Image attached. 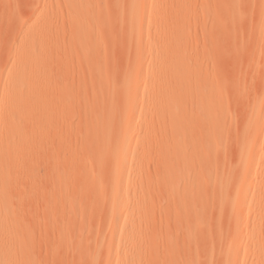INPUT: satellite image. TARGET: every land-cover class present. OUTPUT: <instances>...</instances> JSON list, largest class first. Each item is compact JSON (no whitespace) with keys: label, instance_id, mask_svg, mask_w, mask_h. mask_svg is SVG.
Here are the masks:
<instances>
[{"label":"rangeland","instance_id":"rangeland-1","mask_svg":"<svg viewBox=\"0 0 264 264\" xmlns=\"http://www.w3.org/2000/svg\"><path fill=\"white\" fill-rule=\"evenodd\" d=\"M36 9L43 11L45 28H41L42 20H33ZM98 13L101 18L95 26L94 14ZM80 19L89 23L82 35L72 32V25ZM30 20L27 36L42 41L46 52L45 60H38L33 72L46 95L40 92L27 113L13 112L14 118L25 124L21 129L27 127L29 146L21 152L10 151L14 157L0 159L5 175L1 172L0 181L10 191L11 206L18 217L13 231L23 240L8 247L4 236L9 232L0 230V245L10 253L14 249L12 254L5 250L3 258L11 264H121L123 257H119L131 247L134 255L129 256L128 264H222L224 245L233 238L232 207L223 205L219 212L210 191L205 192V225L193 234L191 249L184 243L187 222L174 217L169 191L160 186L161 160L167 151L162 150L159 135L169 138L171 132L167 126H160L163 112H158L155 105L162 86L168 87V83L158 78L159 66L149 60L155 57L159 62L167 47L177 48L185 70L215 74L220 85V113L228 120L221 132L223 141L214 158L215 168L221 170V176H232L226 190L230 197L240 175V166L235 164L237 138L245 121L255 116L260 102L264 112V0H0V100L5 82L14 73L10 64L26 30L24 25ZM34 50L38 54L39 44ZM83 50H88L87 58ZM135 72L140 79L138 89L132 92ZM57 95L60 101L54 106L51 100ZM1 117L2 143L9 131L2 130ZM263 141L261 138L258 143ZM119 151L123 155L118 158ZM132 160L139 163L138 168L130 166ZM193 168L188 166L184 171ZM121 170L122 177L128 174L132 180L125 190L118 189L129 201L127 206H120L122 210L135 208L138 199L133 195L140 187H147L148 195L144 196L150 201L142 206L145 211L140 213L148 214L143 217L146 220L140 214L143 220L130 245L121 229L122 218H113L119 216L118 206L110 201ZM147 191L143 188L144 193ZM250 206H257V202ZM257 220L259 235L264 237V213ZM262 237L249 258L256 256L263 261ZM245 243L248 246L249 242Z\"/></svg>","mask_w":264,"mask_h":264},{"label":"bare ground","instance_id":"bare-ground-1","mask_svg":"<svg viewBox=\"0 0 264 264\" xmlns=\"http://www.w3.org/2000/svg\"><path fill=\"white\" fill-rule=\"evenodd\" d=\"M41 9L39 10L36 9L35 14L33 16V20H42V21L44 20L45 21V17ZM99 14L101 13L94 14L95 26L98 25L99 19L101 18L99 17ZM44 21L41 25V28L46 27V22ZM29 23H31V20L30 22L28 21V23L26 22L24 25L26 26V30L24 33H22V37H21L22 39L19 42V48L14 55L12 64H10V69L12 73L13 72L14 73L13 75L11 74V76L5 82L6 84H4V88L2 91V99L0 100V105H1L0 108L1 107L3 108L2 113H0L2 114V117H1V120H2L1 123L3 125V126L1 125L3 127L2 130L7 129L9 131V133L7 134L8 137L6 136V139H5L6 141L2 140V143L0 142V159L4 158L5 155L7 157L8 156L10 157V155L12 156V154H10V151L11 153L13 151L17 153V150L21 152L24 147L29 146V144L28 146L26 144L27 141L29 142L30 140L29 134L25 133V131L28 132L27 127H25L26 128L25 131L24 129H21L23 128L25 124H22L23 122L20 120V118H14L13 112L15 113V110L17 112H22V110L24 112L26 110V113H27L28 106L30 108L31 104L36 103V100L38 101L39 99L38 96L40 97L41 95L40 92H43V90L40 88V85L42 86L40 82L41 80L39 81L38 78H36L35 73L33 74V72L35 70V65L39 63L38 60L40 61V59L42 60V58L45 60L44 57L46 56V52L44 49V43H42L41 40H39L41 42L38 43L36 42L35 39L28 38L27 33L30 29ZM88 24L89 23L87 20L80 19L74 22V24L72 25V30H73L72 32L78 35L85 34L89 28ZM36 44H39L40 46V51L38 52V54H36L34 50V46ZM83 51H84L83 55H85V58H87L88 50H83ZM165 51L166 52L164 53L163 57L159 59V62H158V59H156L155 57L150 58L149 60L150 64L155 65V62H156L157 65L159 66V70L156 73L158 78L159 79L165 78V81L167 80V83H168V87L162 86L160 90L161 98L158 97V99L156 100V105H155V109L158 112H161V113L163 112L162 113L163 116L161 117L160 126L162 125L167 126L171 132L169 134V138H166L165 136H161L160 138V135H159L160 146L163 151H167V153H164V157H162V160H161L162 168H161L160 186L161 188H164L163 191L165 189H167V193L169 191V197H168L169 201L168 202L171 204V207H172L171 210H173L174 217L178 220L180 218L183 221L187 222L188 230L186 232L187 233V236L185 237L186 240H184L185 246L189 247V245L193 243L192 236L194 233H196L197 230L199 229L203 230L201 225L205 223V221L202 223L203 218H204L203 206L205 202L202 196L205 195V192L206 194L207 192L209 194V191H210L211 199L213 197L212 200H215V203H216L215 205L217 206L216 209H218L219 212L223 205L224 206L229 205V207L231 206L232 211H233V223H232L233 224L232 229L234 230L232 232L233 238L230 242L224 245L226 246L225 248L223 247L225 249V258L223 260V254H222L223 263L222 262L221 263L222 264H263L264 255H263V261H261L256 256L250 257V258L248 257L249 255L252 256L251 254L254 253V251L258 249L257 243L261 240L260 238L262 237L259 235L261 232H258L259 227L257 224V221H258L257 218L259 215H262V213H264V167H262L264 166V151H262V148L264 147V141L260 144L258 143L259 139L264 138L263 104L262 102H260L259 105L257 106V112L255 116L245 121L246 123L244 124L245 125L244 128H242L243 130H242L241 136L237 138L239 141L238 142L239 148H237L239 149L238 151L239 154H238V163H235V164L236 165L238 164L240 166V175H239L238 181L236 180L237 183L233 185L234 186L233 191L231 193V196L229 197L230 194H228L226 190L228 189V186L232 183V179H231L232 176H230V174L228 173L227 174L224 173V175L221 176V173H220L221 170L220 172L216 171V168H215L216 165H215V159H214L216 158L217 151L220 150L221 140L223 141V138H222L223 129L225 128L224 126L227 125L226 122L228 121L227 119L224 120L225 118L222 117L223 114L221 115L220 113V108H222V107H219L220 100L218 97L220 96L219 95L220 92L218 91V87L220 85L218 86V81L216 82L217 79L215 78L216 76L214 77L215 74L213 75V73L205 72V74L200 75L195 69L190 70V71L185 70L183 68L184 64H182L184 62V58L180 54V49H177V48L173 49V48L167 47ZM139 77L140 75L137 72L133 73L132 75L133 85L131 87L132 92H135L138 89V83L140 79ZM162 83H165V82H162ZM44 94L46 95V93L43 92V95ZM58 95L57 97L53 99L51 98L52 100L50 99L51 102L52 101L54 102V106H56V104L60 101V99L58 98ZM30 96L31 97L33 96L34 98L32 99ZM25 103L29 105H26ZM5 105L7 106L5 107L6 109L4 108ZM47 105H46V108H47ZM48 107L49 109L51 108L50 106ZM106 107H107V103H106ZM129 108H133V106H130ZM129 108H127V111H129ZM48 116L49 115H47V117ZM224 121L226 122L224 123ZM16 131L17 133H15ZM224 132L226 131L224 130ZM15 135H18L17 138L15 137ZM250 135H252L253 138H249ZM22 136H24V138ZM27 136H29V138ZM26 137L28 138V140ZM49 137L50 136H48V138ZM125 137H126V141H130L127 135H125ZM35 143L34 145H36ZM186 145H188L187 149L185 148ZM189 146H190V149H188ZM50 148L52 147L50 146ZM27 151L29 150L27 149ZM8 153L9 155H7ZM122 155H123V152L119 151L118 158L121 157ZM12 157H14V154ZM169 160H171L170 166L167 165ZM2 163H4L5 165V162H2ZM138 164L139 163L137 161L132 160L130 162V166L132 167L138 168L139 167ZM188 166L189 167L194 166L193 170H190L191 172L184 171V168L186 167L188 168ZM258 167L260 168L258 169ZM6 169H7V166H4L5 172L7 171ZM218 170H219V167H218ZM13 171L16 172L15 169ZM1 172L2 174L4 173L3 168H0V174ZM51 172L53 173V171ZM123 174L124 172L122 170L121 172H119V174H117L118 177L115 181V186L113 189L114 196L112 198L110 197L111 198L110 201L118 206L117 214H119V216L114 215L113 218H117L119 220L120 218H122L121 229L127 233L126 240L128 244L130 245L134 237L137 238V234H136L137 227L138 228L140 227L141 219L144 217V215L148 214V213L145 214V212L144 214H142L143 210L145 209L142 206L145 203H147V201H149V197H146L148 195L147 187H142V189H140L141 188L140 187L139 190L135 191L133 195V196L136 195V198L138 199V202L135 203L136 205L134 206L135 208L130 209V210L128 209L122 210V207L120 206L121 205L127 206L129 201H128L127 196L122 195L121 191L119 192L118 189L122 188L123 190L124 188L125 190V188L128 187L132 183L130 176L126 174L124 177H122ZM12 175H14V173ZM3 177H5L4 174H3ZM57 178L58 176H56V179L55 178L54 179L58 180ZM180 181L183 182V187L181 190L179 189V186L181 185ZM94 183L98 184V181H95ZM98 186L99 184L96 187ZM55 188L56 187H54V189ZM143 188H146L147 193L143 192ZM251 190L253 191L252 193H250ZM117 191L119 194H116ZM9 192L8 190L4 188V186H2V183L0 181V230L2 231V229L5 228L6 231L9 232L8 237L4 236L6 234L3 235L5 238H8V240L6 239L7 241H5L7 242L6 246L8 245V247L9 245H12V243H15L17 241H19V243L20 242L22 243L23 241V240L21 241L22 237L20 235L19 236L21 238L17 236L19 233L17 234L16 230L13 231L14 225H16L18 217L15 214L16 211L14 212V208H12L11 206V196ZM54 193L56 192L54 191ZM56 197L54 198L55 200H56ZM196 201H199V205L197 207L195 205ZM251 202H254V203L257 202V206L252 208V206H250ZM248 203H249V206H248ZM184 204H186L185 208L183 207ZM188 204H191V206L189 207ZM192 204H193V207H192ZM137 207H141L142 211L141 210L139 211ZM196 208L198 209V211H200L199 217L197 216L198 211ZM140 214H142V218H140ZM53 220L54 219H52V221ZM144 220H146V216ZM249 222H251V225H249ZM204 225L205 224H203V226ZM242 225H244L245 228H243V230H240L241 228L240 226ZM263 238L264 237H262V239ZM246 241L249 242L248 246H246V243H245ZM1 243H2V240H1ZM192 245L190 246V248L193 247ZM6 246H3V244L0 245V264H11L8 258H5L6 259L5 260L2 256L4 255L5 257V254H6V252L4 253L5 250L6 251L8 250V252L10 253L9 248H7ZM208 246H209L208 251H210L211 249L210 244ZM24 248L25 247H23L22 249L24 250ZM22 249H21V253L23 252ZM12 250L10 254L14 253L12 252ZM220 250L222 251L221 248ZM219 253L221 254V252ZM20 255L22 256L23 254H20ZM131 255H134L131 247L125 248L122 256L119 257V259L123 257L122 261H120L121 264H128L129 256ZM8 257L10 258L9 255ZM17 260H19V258H17ZM21 260H23V258ZM110 260L111 258L108 259V261Z\"/></svg>","mask_w":264,"mask_h":264}]
</instances>
